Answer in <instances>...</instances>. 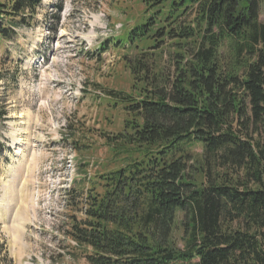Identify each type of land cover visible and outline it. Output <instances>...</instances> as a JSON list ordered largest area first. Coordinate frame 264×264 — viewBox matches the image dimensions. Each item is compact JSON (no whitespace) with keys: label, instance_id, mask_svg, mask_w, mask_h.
Returning a JSON list of instances; mask_svg holds the SVG:
<instances>
[{"label":"trees","instance_id":"1","mask_svg":"<svg viewBox=\"0 0 264 264\" xmlns=\"http://www.w3.org/2000/svg\"><path fill=\"white\" fill-rule=\"evenodd\" d=\"M137 3L113 42L123 125L110 165L67 189L84 216L69 234L88 264H264V0ZM38 4L0 0V48Z\"/></svg>","mask_w":264,"mask_h":264},{"label":"rangeland","instance_id":"2","mask_svg":"<svg viewBox=\"0 0 264 264\" xmlns=\"http://www.w3.org/2000/svg\"><path fill=\"white\" fill-rule=\"evenodd\" d=\"M137 1L40 0L10 16L0 48V264H88L69 234L83 206L67 189L110 165L103 137L122 127L113 101L132 85L128 52L113 42Z\"/></svg>","mask_w":264,"mask_h":264},{"label":"bare ground","instance_id":"3","mask_svg":"<svg viewBox=\"0 0 264 264\" xmlns=\"http://www.w3.org/2000/svg\"><path fill=\"white\" fill-rule=\"evenodd\" d=\"M17 141L19 142V140L17 139ZM19 153V152H18ZM21 153V152H20Z\"/></svg>","mask_w":264,"mask_h":264}]
</instances>
